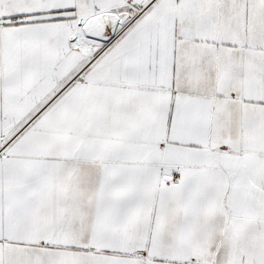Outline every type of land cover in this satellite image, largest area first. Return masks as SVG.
<instances>
[{
  "label": "snow or ice",
  "instance_id": "snow-or-ice-1",
  "mask_svg": "<svg viewBox=\"0 0 264 264\" xmlns=\"http://www.w3.org/2000/svg\"><path fill=\"white\" fill-rule=\"evenodd\" d=\"M0 264H264V0H0Z\"/></svg>",
  "mask_w": 264,
  "mask_h": 264
}]
</instances>
